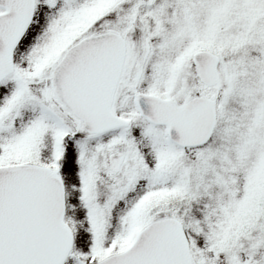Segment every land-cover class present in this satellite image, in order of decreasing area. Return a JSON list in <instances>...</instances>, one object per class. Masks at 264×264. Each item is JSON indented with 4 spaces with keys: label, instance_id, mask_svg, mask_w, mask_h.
<instances>
[{
    "label": "snow or ice",
    "instance_id": "snow-or-ice-1",
    "mask_svg": "<svg viewBox=\"0 0 264 264\" xmlns=\"http://www.w3.org/2000/svg\"><path fill=\"white\" fill-rule=\"evenodd\" d=\"M0 264H264V0H0Z\"/></svg>",
    "mask_w": 264,
    "mask_h": 264
}]
</instances>
